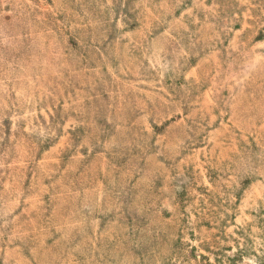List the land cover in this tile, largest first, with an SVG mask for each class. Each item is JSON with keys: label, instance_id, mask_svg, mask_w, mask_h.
Here are the masks:
<instances>
[{"label": "rangeland", "instance_id": "obj_1", "mask_svg": "<svg viewBox=\"0 0 264 264\" xmlns=\"http://www.w3.org/2000/svg\"><path fill=\"white\" fill-rule=\"evenodd\" d=\"M0 264H264V0H0Z\"/></svg>", "mask_w": 264, "mask_h": 264}]
</instances>
